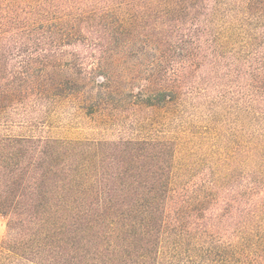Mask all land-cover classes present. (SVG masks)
Segmentation results:
<instances>
[{
    "label": "trees",
    "instance_id": "obj_1",
    "mask_svg": "<svg viewBox=\"0 0 264 264\" xmlns=\"http://www.w3.org/2000/svg\"><path fill=\"white\" fill-rule=\"evenodd\" d=\"M21 47L43 63L2 52L0 126L69 99L109 121L125 93L207 104L190 133L217 169L188 186L177 140L0 135V264H264V0H0V51Z\"/></svg>",
    "mask_w": 264,
    "mask_h": 264
},
{
    "label": "rangeland",
    "instance_id": "obj_2",
    "mask_svg": "<svg viewBox=\"0 0 264 264\" xmlns=\"http://www.w3.org/2000/svg\"><path fill=\"white\" fill-rule=\"evenodd\" d=\"M6 51L10 52V64L15 65L18 71H21L25 63L33 60H38L40 64L43 63L42 48H3L0 51V60L4 59L2 52ZM36 53L40 56H35ZM127 64V66H132L134 63L131 61ZM204 94L206 99L210 98L216 103V94L211 91ZM132 99L133 97L128 93L120 97L112 96L111 120L109 121L87 115L86 111L80 108L78 100L59 101L54 108L50 107V110H47V107L44 108L45 105L43 107L39 105L40 111L12 113L11 127L0 126V135L42 136L64 140L115 141L137 138L177 140L180 143L177 157L182 164V170L194 176L188 178L187 185L194 186L198 184V179L212 178L217 169V156L213 153L215 149L210 142L192 140L195 136L190 133L192 131L194 134H199L198 138L203 139L201 133L205 132L206 120L210 115L208 112L210 107L207 104L196 109L186 106L181 110L163 111L149 107H133ZM203 102L206 101L203 100ZM230 105L232 106L229 102L228 106ZM192 125L195 128L190 130ZM245 129L247 133L253 131L251 124H248ZM228 130L241 138L242 130L238 124ZM238 168L240 167L237 166L235 171L238 172L239 178L235 179L231 185L239 186V180H241L239 171H248V169L238 170ZM7 223V218L0 217V246L7 237Z\"/></svg>",
    "mask_w": 264,
    "mask_h": 264
}]
</instances>
